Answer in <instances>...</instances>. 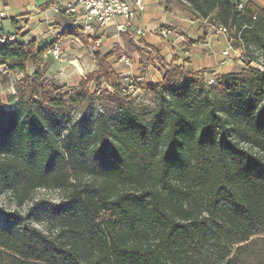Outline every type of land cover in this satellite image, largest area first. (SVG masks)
Segmentation results:
<instances>
[{
    "label": "trees",
    "instance_id": "1",
    "mask_svg": "<svg viewBox=\"0 0 264 264\" xmlns=\"http://www.w3.org/2000/svg\"><path fill=\"white\" fill-rule=\"evenodd\" d=\"M186 1L258 60L264 7ZM67 31L89 44L83 26ZM57 40L39 47L18 30L0 42L1 84L24 74L13 106L0 90V195L22 207L39 188L66 192L26 215L0 205V264H264V69L209 82L164 62L161 81L137 83L155 99L146 107L124 88L113 51L95 47L97 67L78 86L47 80ZM42 207L49 232L28 222Z\"/></svg>",
    "mask_w": 264,
    "mask_h": 264
},
{
    "label": "rangeland",
    "instance_id": "2",
    "mask_svg": "<svg viewBox=\"0 0 264 264\" xmlns=\"http://www.w3.org/2000/svg\"><path fill=\"white\" fill-rule=\"evenodd\" d=\"M257 4H259L261 7H264V0H253ZM161 3L163 4V8H167L170 12L182 14L185 18L188 19H196L200 20L201 22H206V24L210 25V29L215 30L218 34H223L221 36V39H218V43L216 42V38L214 39V43L216 42L217 46L221 50H214V47L210 48V52L212 53V50L216 52H220L224 57H230L231 62H228L226 58L222 60V62H219V65L222 67L228 66L227 69H230L232 71H238L241 70L243 67L248 66H254L259 67L261 69H264V51L261 49H257L255 55L258 57V60L256 61H250L249 57H247L242 48L240 47V44L238 41L233 40L231 43H229L228 38L230 37L227 32L219 31V27L221 25H218V23L215 20L210 19H203L198 18L193 12H191L188 8V2L186 0H161ZM163 8H157L154 11V14L157 16V20L160 22H166V23H173L174 17L172 13H168ZM60 15V14H58ZM62 16V15H60ZM200 22L195 21L194 26L195 28L199 27ZM4 25L6 27V30H9L8 28L11 27V20H4ZM106 27V29L103 31V34H98V26L95 27V30L92 31V35L88 34L87 40L89 41V51L87 52L88 55L94 57V51L95 47H98L103 54L108 53L110 51H113V56L109 59L110 64L115 69L119 75L122 76V84L124 88L132 94L134 98H136V101L141 106L146 107H153L155 104V99L152 96L150 92H146L143 90H140L137 88V83H140L142 81H149V82H159L162 79L163 70L162 68L165 66V64H175L172 60L173 58L170 57L169 60H167L160 49L153 50V48L147 46L146 44L144 46L139 45L133 38V35H136L133 33H123L119 32L116 28L108 30L109 27ZM111 27V26H110ZM106 36V39L102 40L101 45L99 46L96 42L90 40L91 37L95 39L98 35ZM110 35H113L114 38L111 39ZM120 35V36H118ZM138 37V35H136ZM135 36V37H136ZM163 38V37H162ZM118 39V41H116ZM120 39V42H119ZM165 39V38H163ZM74 44L77 46L82 45L78 41L73 39ZM84 42V41H83ZM225 42V43H224ZM212 43L211 45L213 46ZM73 44V43H72ZM221 45L224 46L221 47ZM139 47L142 49L139 50ZM240 48V49H239ZM75 47H70L69 50L74 51ZM155 49V48H154ZM238 49V52L236 51ZM241 50V51H240ZM53 54H50L47 52L45 58L46 61L49 63V67L46 73V79L50 82H55L59 85H65L67 88L78 86L80 84V81L85 78L83 77L81 80L78 79L75 75V65L74 64H67L70 59H74L75 54H56L54 50H52ZM231 52L236 53L234 56H231ZM58 53V52H57ZM80 53V52H79ZM218 55V54H217ZM232 57L233 60H232ZM95 58V57H94ZM171 59V60H170ZM91 62V61H90ZM96 64V60H94ZM235 62V64H233ZM97 67V64H96ZM189 67V66H187ZM213 65H210V77L206 76L204 71L205 69H202V73H204L205 77L209 82L215 81V76L212 75L211 68ZM225 67V68H226ZM224 68V69H225ZM96 69V68H95ZM34 69L32 66H30L27 70V73L31 74L33 73ZM0 72L2 74L7 73V70L5 67H0ZM9 75V82L6 85H2L0 82V90H1V96L4 99L7 107H11L14 104V101H9V96L17 92L16 83L24 76L23 73L18 71H10L8 72ZM210 78V79H209ZM1 80V77H0ZM89 88L92 91L95 90H103L105 88L112 89L110 85H108L105 82H96V81H90L88 84ZM101 107V106H99ZM85 179L90 180L89 177H86ZM66 196V192L60 190V189H45V188H39L35 191L33 198L31 200H28L24 203L22 207H18L15 203V198L10 194H2L0 195V205L4 206L7 210H15L19 209L22 214L26 215L29 208L32 207L35 203L40 201H53V202H59ZM51 217L47 214L44 207H42L40 210H38L33 216L29 217L28 222L36 225L37 227L45 230L50 231V222Z\"/></svg>",
    "mask_w": 264,
    "mask_h": 264
},
{
    "label": "crops",
    "instance_id": "3",
    "mask_svg": "<svg viewBox=\"0 0 264 264\" xmlns=\"http://www.w3.org/2000/svg\"><path fill=\"white\" fill-rule=\"evenodd\" d=\"M58 2L59 0H0V14L4 13V16L0 15V34L16 36L18 30H20V34L24 40L35 37L38 40L39 47L50 44L57 38V42L48 53L53 54V52H51L52 50L56 51L57 55L59 53L62 55L74 53V59H70L67 64L75 65V76L81 80L86 76L85 74L95 70V58L87 54L90 47L89 44H85L81 37L67 31L78 25L83 26V31H85L84 23L78 22L75 15H58L55 10ZM144 2L146 6L145 11L136 19L135 28L128 32L133 35V33L136 34L137 28L146 30V35L144 37L133 35L134 40L138 44L143 42L144 45L146 44L151 48H158L167 60L172 57L174 63H185V65L189 66L192 70L205 69L204 73L208 77H210V65H213L211 71H213L212 75L215 76V78L219 77L221 74L232 72V70L227 69L228 66L222 67L219 65V62H222L224 58H226L228 62H231V58L224 57L220 52L215 53L216 50H221L216 44L223 34H218L215 30L210 29V25L206 24V22L188 19L182 16V14L170 12L166 7H162L163 4L161 0H144ZM157 8H163L166 12L172 13L175 18L174 22L166 23L158 21L157 16L154 14ZM4 20H11L12 28L6 30ZM115 21L119 22L121 19L117 18ZM195 21L200 22L198 28L194 26ZM93 26V29H88L87 32L84 33L86 35L89 34V36L90 34L92 35L91 32L94 31L97 26L98 34H103V31L106 29V27L96 22L93 23ZM107 27H109L108 30H116V26L112 22L109 23ZM162 27L172 30L168 38L163 39L159 35V31ZM106 36H108V34L105 36L98 35L95 38L97 39L96 43L100 46L102 40L106 39ZM76 37L82 40V45L77 46L74 44L75 42H73V39ZM110 38L113 39L114 36L110 35ZM215 38L217 43H214ZM92 39L93 37L90 38V40ZM116 41H118V39ZM212 43H214L213 46L211 45ZM70 47H75L76 49L71 51L69 50ZM211 47H214L215 50H212V53L210 52ZM221 47L224 49L223 45H221ZM236 51L238 52V49ZM236 53L231 52V56H234ZM233 58L234 57H232V60ZM233 64H235V62Z\"/></svg>",
    "mask_w": 264,
    "mask_h": 264
},
{
    "label": "built area",
    "instance_id": "4",
    "mask_svg": "<svg viewBox=\"0 0 264 264\" xmlns=\"http://www.w3.org/2000/svg\"><path fill=\"white\" fill-rule=\"evenodd\" d=\"M145 9L144 0H59L55 8L62 16L75 15L78 22L84 23L85 33L88 29L94 28V22L101 26H107L112 22L119 32L128 33L135 28L136 19ZM0 15L4 16V13ZM117 18L121 21H115ZM219 31L227 32V29L220 26ZM171 33L172 30L166 27H162L159 31V35L163 38H168ZM136 35L144 37L146 30L137 28ZM7 38L14 39L15 36L0 34V42H4ZM75 40L82 43L79 37ZM228 41L231 43L233 38L229 37ZM139 45L144 46V43L140 42Z\"/></svg>",
    "mask_w": 264,
    "mask_h": 264
}]
</instances>
